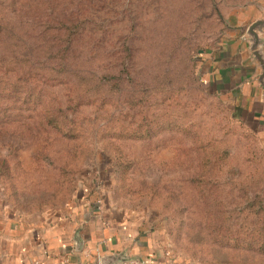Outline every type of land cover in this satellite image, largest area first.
<instances>
[{
  "label": "rangeland",
  "instance_id": "374dc122",
  "mask_svg": "<svg viewBox=\"0 0 264 264\" xmlns=\"http://www.w3.org/2000/svg\"><path fill=\"white\" fill-rule=\"evenodd\" d=\"M254 1L0 0V221L99 198L168 264H264V131L197 74Z\"/></svg>",
  "mask_w": 264,
  "mask_h": 264
},
{
  "label": "crops",
  "instance_id": "0c3cea01",
  "mask_svg": "<svg viewBox=\"0 0 264 264\" xmlns=\"http://www.w3.org/2000/svg\"><path fill=\"white\" fill-rule=\"evenodd\" d=\"M262 18L264 0L241 7L199 65V74L205 73L216 94L228 97L242 117L255 119L257 130L244 122L255 134L264 131V72L250 50L246 29ZM261 36L264 41V32ZM261 53L264 65V43ZM161 236L131 208L82 200L45 220L2 218L0 264H99L101 258L122 250L140 256L145 264H168Z\"/></svg>",
  "mask_w": 264,
  "mask_h": 264
},
{
  "label": "water",
  "instance_id": "95a60500",
  "mask_svg": "<svg viewBox=\"0 0 264 264\" xmlns=\"http://www.w3.org/2000/svg\"><path fill=\"white\" fill-rule=\"evenodd\" d=\"M262 32H264V19H257L250 23L246 29V34L249 37L250 42V50L254 57L261 64V67L264 72L263 58L261 53V48L263 46V38L261 36ZM262 78V77H261ZM76 246L79 245V241L77 238L74 239ZM140 256L130 255L126 250H122L118 253H113L106 255L105 257L100 259L99 264H125L132 261H138Z\"/></svg>",
  "mask_w": 264,
  "mask_h": 264
},
{
  "label": "trees",
  "instance_id": "16d2710c",
  "mask_svg": "<svg viewBox=\"0 0 264 264\" xmlns=\"http://www.w3.org/2000/svg\"><path fill=\"white\" fill-rule=\"evenodd\" d=\"M1 71V70H0ZM197 74H199V69H198V73ZM199 76H200V74H199ZM13 84H9V85H7V83H1V79H0V96H2L3 95V93H5V86H12ZM250 129V128H249ZM250 132H253V131H251L250 130ZM254 133V132H253ZM263 229H264V226L262 227Z\"/></svg>",
  "mask_w": 264,
  "mask_h": 264
},
{
  "label": "built area",
  "instance_id": "2783aa9c",
  "mask_svg": "<svg viewBox=\"0 0 264 264\" xmlns=\"http://www.w3.org/2000/svg\"><path fill=\"white\" fill-rule=\"evenodd\" d=\"M96 203H97V205H99V203H100L99 198L96 199ZM165 254L168 255L167 252H165ZM125 264H145V260L143 258H140L138 261H132V262H128Z\"/></svg>",
  "mask_w": 264,
  "mask_h": 264
}]
</instances>
